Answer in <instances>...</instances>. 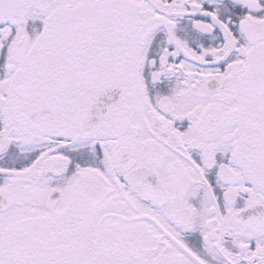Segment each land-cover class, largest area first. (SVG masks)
I'll use <instances>...</instances> for the list:
<instances>
[{
  "label": "snow or ice",
  "instance_id": "1",
  "mask_svg": "<svg viewBox=\"0 0 264 264\" xmlns=\"http://www.w3.org/2000/svg\"><path fill=\"white\" fill-rule=\"evenodd\" d=\"M0 264H264V0H0Z\"/></svg>",
  "mask_w": 264,
  "mask_h": 264
}]
</instances>
